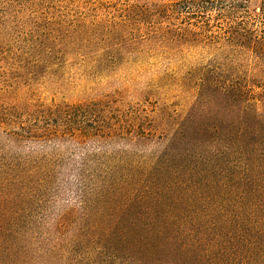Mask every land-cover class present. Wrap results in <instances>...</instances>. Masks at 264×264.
Listing matches in <instances>:
<instances>
[{
  "label": "trees",
  "instance_id": "obj_1",
  "mask_svg": "<svg viewBox=\"0 0 264 264\" xmlns=\"http://www.w3.org/2000/svg\"><path fill=\"white\" fill-rule=\"evenodd\" d=\"M236 10H128L127 27L160 47L213 56L188 72L184 114L111 99L3 108L0 264H264V82L243 65L264 60V35H210L204 21ZM60 194L75 203L44 214Z\"/></svg>",
  "mask_w": 264,
  "mask_h": 264
},
{
  "label": "rangeland",
  "instance_id": "obj_2",
  "mask_svg": "<svg viewBox=\"0 0 264 264\" xmlns=\"http://www.w3.org/2000/svg\"><path fill=\"white\" fill-rule=\"evenodd\" d=\"M183 1L216 0H0V112L111 99L125 109L186 113L197 89L185 78L207 65L211 53L160 47L148 39L146 29L138 33L126 24L131 6L157 10ZM227 3L237 10L204 20L210 35L228 26L264 35V0ZM193 18L192 24L202 21ZM175 23L187 27L188 22ZM243 65L244 74L264 82V60L250 52ZM69 200L75 203L58 195L44 214H54Z\"/></svg>",
  "mask_w": 264,
  "mask_h": 264
}]
</instances>
